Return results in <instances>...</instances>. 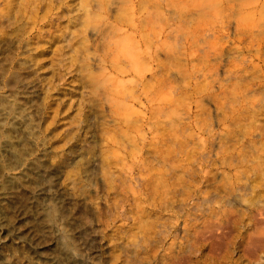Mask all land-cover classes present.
<instances>
[{"label": "rangeland", "instance_id": "obj_1", "mask_svg": "<svg viewBox=\"0 0 264 264\" xmlns=\"http://www.w3.org/2000/svg\"><path fill=\"white\" fill-rule=\"evenodd\" d=\"M159 8L157 0H0V98L7 105L0 108V154L16 160L11 145L27 138L32 151L15 167L42 158L52 169L54 189L62 192L57 199L73 212L69 228L84 248H67L61 224L43 221L49 199L44 175L36 188L42 206L26 208L29 202L20 197L10 209L14 221L7 223L2 210L10 191L2 187L12 176L6 170L0 174V264H134L168 237L157 233L160 222L179 225L184 215L200 222L203 213L194 203L205 196L229 199L231 177L248 181L249 201L257 190L264 193V102L210 89L202 79L196 83L180 43L169 41L170 50L151 42L150 16ZM240 43L242 55L264 72V54L256 57L246 41ZM158 77L174 80L161 100L154 96ZM28 115L34 136L25 126ZM178 225L170 238L180 239ZM94 232L97 257L85 252ZM131 233L140 243L150 234L146 250H133ZM198 247L200 263L192 264L230 263L206 257Z\"/></svg>", "mask_w": 264, "mask_h": 264}, {"label": "bare ground", "instance_id": "obj_2", "mask_svg": "<svg viewBox=\"0 0 264 264\" xmlns=\"http://www.w3.org/2000/svg\"><path fill=\"white\" fill-rule=\"evenodd\" d=\"M157 1L160 7L159 9L161 10L150 16V21L155 29L153 30L155 31L153 39H150L153 40L151 42L155 43L156 47L158 46L157 48H159L162 44H164L165 47V44H168L169 41H176V45L180 43V45L186 49V52L184 54V58L185 56L186 58L184 61L194 66V68H192V66L191 68L193 70L192 74L194 75L193 77L195 78V80H205L207 83H209L210 89H219L222 92L225 91V93H228V95L231 93V96L239 97L243 101H252V104L255 101L257 102V100L259 104L264 102V72L262 71L259 62H256L257 60L254 62L253 59H249L248 57L246 58V56L242 55L243 52L240 43L242 42V39L246 41V44H249L248 48H250V51H253L255 54L258 55L256 57H261L264 54V21L257 19V17L264 18V0ZM230 25H233L234 29L232 30L235 31L234 36L235 39L239 40V43H237L234 39H230ZM151 36L152 35H150V37ZM170 44H168V46L171 47ZM170 47L168 48L171 50L172 47ZM137 58L138 57H136V59ZM154 77L156 78V76ZM159 79L160 77H158L159 84L157 82L158 89H154L155 92L153 90L152 91L154 92V96L156 98L159 97L158 99L161 100V96H163L164 94L165 98L167 96V92L164 91L163 93V89L165 88V86H167V88L170 87L169 89H171V87L174 85V80H166L164 77L163 79L165 80ZM167 88H165L164 90H166ZM164 97L163 99H165ZM162 105H160V108H162ZM4 106L6 107L7 105L4 99L0 98V108ZM21 114H24L25 116L28 113L21 112ZM21 116L24 117L23 115ZM24 122L26 124L25 126L29 135L34 136L36 134L34 130V118L31 115H28V117L24 118ZM28 139H30V137ZM14 142H16V144ZM13 143L11 147L13 148L16 154V160H14L15 162L10 161L9 159L6 160L7 155L5 156L4 154H0V174L1 172H3L4 174V171L7 170L10 171L9 175L12 176V178L10 179V185H5L2 187L3 190L5 189L10 191V200H2V202L5 201L2 210V212L5 214V221L7 223H12L14 221V213L10 212V209L19 206L18 200L20 199V197H23L26 201L29 202H26V208L31 207L30 204L37 208H39V205L42 206L40 195L36 194V188L41 185V183L39 182L40 179L38 177H42L44 175L45 182H43V184L47 187L49 199L48 204L46 203L48 205V209H46L45 211L46 219H44L43 221H45L46 223L55 224L56 222H59L61 224V228L63 227L61 231V237L63 239L62 241L64 246L73 251H84V248H82V246L79 244V239L74 233L71 232V228H69V224H72L75 219L71 215V213L73 212L69 210L63 198L62 200L57 199L56 194L61 195L62 192H60L58 189H54L55 181L52 175V169L46 168L42 158H36L31 167L17 169L15 167L16 163L20 162L21 160H24L27 157V155L32 151L33 145L31 144L30 147V144L27 141L26 137H17V139L13 141ZM31 143H33V140L31 141ZM255 170L257 171V168ZM237 175H239V173H237ZM230 179L229 181H226L227 183L225 182L226 184H228L231 191V196L229 199L214 200L212 197L205 196L201 199L199 203L193 202V209L196 212L203 213V218L201 216L202 220H200V222L198 221L200 218L196 219V222L193 221L195 219L189 220V218H187L188 216L182 213V210H185L184 208L180 210L184 217L186 216V218H184V221H182L183 219L181 220L183 223H179L178 225L179 220L177 222L173 221L169 223H166L164 221L160 222L158 225L159 228L157 229V233L162 235L167 232L164 236L169 237L168 233L172 231V228L174 226L178 225L176 227V231L177 235L179 234L180 239L177 238V240L175 239L176 237L163 238L164 240H162L161 244L159 245L160 249L158 248V250L155 251L153 254H150L148 258L144 257L147 259L141 262L139 261L141 259L138 258V254H136L135 252L134 254H136V258L139 259V262H136L137 260H135V263L192 264L199 260L198 259L196 261L199 252L198 246L202 245L204 247V254L206 257L217 255L219 258L221 257L223 262H232L234 264H264V193L256 189V196L253 195L255 197L251 201H249L246 198V190L249 186L247 184L248 181H242L240 179V176L238 177V179H235L233 181ZM15 192L17 194H15ZM254 192H256L255 189ZM261 193L263 194L261 195ZM61 197L59 196V198ZM125 200L128 201V199ZM123 203L125 204V201ZM115 208L113 210L114 212ZM240 209L244 210V212L241 211L240 213ZM105 210L107 211L106 208ZM76 212L77 209L74 210V213ZM124 212L126 214L124 216L123 213V216L124 218H127V211ZM109 213H112L111 210ZM185 214H188L190 216L189 211H185ZM174 216L176 215L174 214ZM180 216L181 214L178 215V217ZM171 218L173 219L175 217H173L172 215ZM90 226L93 229V223H91ZM236 233L237 236L235 239H233ZM132 234L133 233H131V238L134 235ZM149 235L148 237L150 238ZM145 236L146 235H144V237L142 236L143 239H141V243L140 240H138L139 238L137 239V236H135L136 238L134 239L132 238V240H134V244H131L130 246H134V251L141 250L143 252L147 249L146 244L148 245V242L151 241H149L150 239L148 237L147 239ZM171 236L173 237L172 234ZM89 240L91 243V248H89L85 252H87L89 256L93 255L97 257V255L95 254H97L96 252L99 249L96 246L97 237L95 235V232L89 236ZM156 246L155 248H157ZM195 246L196 248L198 247V251H196V254L194 252L195 249L193 250ZM22 247L24 248L25 246ZM129 248L127 249L129 250ZM22 253L26 254L23 251ZM204 254L202 255L204 256ZM131 257H133V255ZM218 257H216V259ZM234 259L236 260V262H233ZM129 262L132 263L133 261ZM19 263L23 262L19 261ZM130 263L124 262L122 264ZM206 263H209L207 259L206 261H204L203 264Z\"/></svg>", "mask_w": 264, "mask_h": 264}]
</instances>
